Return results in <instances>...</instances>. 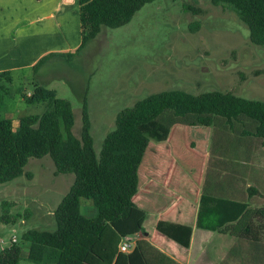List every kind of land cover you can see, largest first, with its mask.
<instances>
[{
	"label": "trees",
	"instance_id": "obj_1",
	"mask_svg": "<svg viewBox=\"0 0 264 264\" xmlns=\"http://www.w3.org/2000/svg\"><path fill=\"white\" fill-rule=\"evenodd\" d=\"M152 0H77L81 43L78 53L95 39L102 27L119 28ZM215 6H227L247 27L249 41L264 47V0H209ZM51 55L42 57L31 68L37 73ZM9 72L0 73V111ZM23 100L27 105H41L39 115L18 119L0 118V184L24 173L29 159L48 156L54 175L72 174L73 182L54 212L53 232L29 230L22 234V246L12 242L0 251V264H176L155 250L146 240L136 241L129 253L119 252L122 242L138 234L147 236L145 213L133 202L137 193L138 171L150 141L167 140L174 125L221 128L239 142L243 138L264 143V101L239 97L231 92L211 91L192 95L183 90L162 91L136 102L119 112L115 128L104 139L97 158L89 132L90 122L84 101L79 137L73 132L74 118L69 102L58 99L53 91L37 83ZM249 186L248 196L257 195ZM264 198L263 195H259ZM91 202L94 215L80 213V201ZM1 205V221L14 223L20 216H9ZM258 222V223H256ZM259 227H257V225ZM195 225L210 232L229 235L237 242H247L261 249L264 264V207L251 208L247 202L211 194L203 187ZM156 231L183 248H188L192 229L189 226L158 222ZM261 229V230H260ZM26 249L25 253L22 252ZM234 248L226 258L233 256ZM23 254L25 256L23 257ZM232 258V257H231Z\"/></svg>",
	"mask_w": 264,
	"mask_h": 264
},
{
	"label": "rangeland",
	"instance_id": "obj_2",
	"mask_svg": "<svg viewBox=\"0 0 264 264\" xmlns=\"http://www.w3.org/2000/svg\"><path fill=\"white\" fill-rule=\"evenodd\" d=\"M248 34L247 27L227 6H215L209 0H152L126 25L102 27L95 39L71 59L58 57L46 61L38 70L37 84L69 102L76 137L80 134L81 110L86 102L89 132L98 158L105 137L115 128L117 114L149 95L170 90L192 95L220 91L264 101V47L253 45ZM35 81L30 68L13 74L12 84L6 87L0 118L6 113L13 120L43 112V106L27 105L23 100L33 91ZM182 126L174 125L172 135L179 136ZM185 129L188 137H194L196 146L209 134V170L216 165L221 176L225 172L228 175L235 165H246L244 176L238 179L241 193L237 198L251 207H264V198L248 196L246 190L249 185L264 196L262 141L243 138L238 142L221 128ZM156 144L150 141L145 151L138 171L139 185L143 167ZM196 148L200 150L201 146ZM23 170L31 173L32 178L23 174L0 184V251L12 245L13 237L15 244L22 246L21 237L26 231L53 232L54 212L74 179L72 174L55 176L48 156L29 159ZM225 177L227 180L228 176ZM3 203L10 205L6 208L9 216L21 218L14 223L2 222ZM80 213L92 217L91 202L81 199ZM260 233L263 240L264 231ZM239 247L235 245L232 258H224L220 264H259V260L250 261L252 253L261 255L257 248L252 252L246 246ZM25 251L24 248L22 252ZM20 264L28 262L22 259Z\"/></svg>",
	"mask_w": 264,
	"mask_h": 264
},
{
	"label": "crops",
	"instance_id": "obj_3",
	"mask_svg": "<svg viewBox=\"0 0 264 264\" xmlns=\"http://www.w3.org/2000/svg\"><path fill=\"white\" fill-rule=\"evenodd\" d=\"M80 43L77 0H0V73L9 72L13 76L24 69H31L47 55L64 58L63 54L73 53ZM39 71L34 73L35 83H38ZM20 117L12 120L14 128ZM3 118H11V114L6 113ZM180 128L179 136H173L170 130L166 141L151 148L143 167L142 183L138 184L133 197L134 204L145 213L143 227L147 236L138 234L131 240L134 243L146 240L176 264H220L235 245L241 246L238 249L246 246L252 252L257 248L261 253L260 246L240 243L229 235L196 227L203 187L211 194L240 200L237 198L241 193L238 179L244 176V168L247 167L235 165L228 175L225 172L221 176L216 165L209 170V134L205 135L203 143L201 140L198 144L201 146L198 150L194 137H188V129H185L193 127L183 125ZM225 176H228L227 180ZM246 186L248 189L249 185ZM259 195L262 194L258 191ZM158 222L191 227L189 247L183 248L157 232ZM261 259L262 255L251 254L250 261L259 260L260 264Z\"/></svg>",
	"mask_w": 264,
	"mask_h": 264
},
{
	"label": "built area",
	"instance_id": "obj_4",
	"mask_svg": "<svg viewBox=\"0 0 264 264\" xmlns=\"http://www.w3.org/2000/svg\"><path fill=\"white\" fill-rule=\"evenodd\" d=\"M29 95L30 94L28 93L27 96H29ZM12 242L13 243L16 242V238L15 237L12 238ZM134 244L135 243L133 241H131V240H127V241L122 242L120 244V246H119V252H121V253H129L133 249Z\"/></svg>",
	"mask_w": 264,
	"mask_h": 264
}]
</instances>
